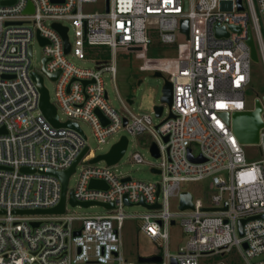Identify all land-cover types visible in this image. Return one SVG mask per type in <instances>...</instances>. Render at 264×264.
<instances>
[{"label": "built area", "instance_id": "2783aa9c", "mask_svg": "<svg viewBox=\"0 0 264 264\" xmlns=\"http://www.w3.org/2000/svg\"><path fill=\"white\" fill-rule=\"evenodd\" d=\"M97 1L0 0V264H135L122 252L126 205L147 209L139 215L138 231L164 243L163 251L152 254L161 256V264H171L172 258L176 264H198L201 256L226 254L234 246L245 264H264V122L256 143L261 158L247 161L242 143L223 117L254 108L245 101L253 62L246 40L250 31L264 69V0H187L186 9L184 0H103L101 10H85L86 4ZM29 6L31 11L26 10ZM183 19L187 33L181 30ZM54 23L66 27V53ZM217 28L223 33L217 35ZM35 41L42 50L39 68L31 60ZM160 44L174 45L178 54L149 56ZM95 45L106 47L109 58L92 68L68 59L69 54L85 58L86 48ZM119 53L132 55L141 62L140 69L159 71L172 84L167 116L158 124L151 126L150 116L132 112L131 98L120 99V110L110 104L103 74L116 77ZM32 72L54 82L55 102L49 101L66 116L58 117L59 122H88L99 143L119 131L125 134L117 141L124 136L127 145V134L150 135L148 149L158 162L148 164L160 181L120 174L118 161L90 163L99 154L89 149L80 126H54L42 113ZM256 99L263 107L262 99ZM84 148L69 178L78 164H85L75 186L66 187L62 213H15L58 205L60 179L38 170L64 171ZM131 159L144 162L136 151ZM24 167L35 171H21ZM92 179L103 181L106 189L90 188ZM191 181H207L213 187L205 200L182 188ZM183 191L192 196L191 209H179ZM70 192L78 202L101 203L106 212L67 215ZM170 197L177 198L176 211L169 210ZM172 220L186 233L184 246L175 254L167 250Z\"/></svg>", "mask_w": 264, "mask_h": 264}, {"label": "rangeland", "instance_id": "374dc122", "mask_svg": "<svg viewBox=\"0 0 264 264\" xmlns=\"http://www.w3.org/2000/svg\"><path fill=\"white\" fill-rule=\"evenodd\" d=\"M85 10L95 11L103 8V0H98L95 3L86 4ZM261 23V21H260ZM262 25V23H261ZM69 40L73 41L72 28L68 31ZM179 41H183L184 37L179 34ZM88 52L85 58L77 59L75 56L69 54L68 59L80 67L92 68L99 60H106L109 58L108 49L102 46H92L86 48ZM178 51L174 45L160 44L154 49H150L149 56L152 57H172L176 56ZM42 56L41 46L38 42L33 43L32 63L36 68H39ZM141 62L133 59L132 55L118 54L116 62L117 73L113 79L109 73L103 74L105 88L108 93L110 104L115 109H122L120 99L126 100L131 98L133 102L129 104V109L134 113L145 114L150 116V125L153 126L161 122L168 113L169 105L161 101L162 86L164 79L161 76H154L152 71L140 69ZM166 76V74H163ZM251 81L248 88L245 90V101L249 108L255 106L256 98L264 96V69L261 60L252 62L250 65ZM140 81V82H139ZM43 84L48 90L49 99L52 103L55 102V85L47 76L43 77ZM162 105L163 113L160 116L155 115L154 106ZM57 115L59 119L65 120V114L58 109ZM261 118L264 122V106L262 107ZM78 125L87 137V145L94 154L105 153L109 150L111 145L116 142L124 131H119L107 137L105 142H97L92 129L88 122L78 120ZM264 131V129H263ZM128 145L125 153L117 162L115 168L120 174L129 175L132 179L141 181H160L161 176L151 171L149 163H157L149 152V143L152 137L148 134L143 136H132L127 134ZM244 156L247 161L258 160L261 158L257 144H242L241 145ZM139 152L144 162L137 163L131 159L133 152ZM85 163L78 164L77 172L72 174L67 183V190L75 186L78 170ZM104 165V162H99ZM182 188L193 193L195 198L205 200L213 189L208 185L207 181H191L182 184ZM168 207L170 211L177 210V198L170 197ZM147 209L142 205H126L123 207L124 214L128 215L122 221L121 238H122V252L124 256L133 261L135 264H161L160 262H139L138 256L152 255L164 250L163 242H154L144 236L138 228L141 224L140 214H143ZM106 209L100 204H92L89 206L71 205L67 203L66 214L73 217L103 214ZM79 219L73 221L75 227L79 226ZM168 241L167 250L170 254L178 252L179 247L184 246L186 242V233L182 231L179 221L168 227ZM159 244L161 246H159ZM198 264H245L240 256L239 249L234 246L226 254H212L201 256L198 259Z\"/></svg>", "mask_w": 264, "mask_h": 264}, {"label": "water", "instance_id": "95a60500", "mask_svg": "<svg viewBox=\"0 0 264 264\" xmlns=\"http://www.w3.org/2000/svg\"><path fill=\"white\" fill-rule=\"evenodd\" d=\"M240 2V0H238ZM187 8V0H184V9ZM28 11H31V7L29 6ZM105 10H108V2L106 1ZM53 27H55L63 36L64 39V51L65 53L69 50V44L67 42V36H66V27H62L57 23L53 24ZM187 27L188 22L187 19L181 20V30L187 33ZM223 28H217L216 34L220 35L223 33ZM247 43L250 47V53L251 58L254 62H257L259 60L257 51L253 42V38L251 35V32H248L247 37ZM41 42L43 43L44 40L41 39ZM45 61V60H43ZM58 73L52 74L51 77L55 78ZM154 76H161V73L159 71H155L153 73ZM31 76L39 90L40 98H39V107L42 111V113L46 116V118L54 125V126H70L74 129L79 130V127L77 123L66 121V122H59L57 111L55 106L49 101V94L47 88L43 84V78L41 75L32 72ZM83 83H87V81H83ZM264 102V96L261 98ZM172 100V84L168 80H164V84L162 86V95H161V101L166 102L169 106L171 104ZM131 102V100H129ZM163 106L157 105L154 106V109L156 111V115L159 116L161 114ZM97 114L102 119V122L105 123V120L101 117L100 113L96 111ZM261 112H262V106L259 101V99L255 100V106L253 110H247V111H234L230 115L228 113H224L223 117L226 121L230 122L231 129L238 139V141L242 144H256L259 140V130L263 126V120L261 118ZM127 145V139L122 136L121 139L114 144L111 145L109 150L103 154H99L95 156L94 158H91L89 160L90 163H95L100 160H104L107 164L111 165L119 161V159L122 157L126 150ZM86 151V148L83 149V151L80 153V155L76 158V160L73 162L70 168L64 170V171H52L50 169H39L38 172L40 173H50L55 176H57L61 181L62 191H61V199L58 205L55 207L49 208V209H33V210H15V213H62L64 211V203H65V191L67 187V181L69 178V175L74 171L75 165L79 161V159L84 155ZM152 153L157 156L158 153L154 146L151 147ZM21 171L25 172H34L35 170L33 168H21ZM90 188H103L106 189V184L103 181L92 179L89 182L88 185ZM69 203L71 205H82V206H89L92 204H100L99 202H78L76 201L70 192L69 197ZM106 207H112L111 204H104ZM149 207H156V205L149 206ZM193 207L192 204V196L189 192L183 191L179 195V209L185 210V209H191ZM225 208V207H224ZM207 210H217L218 208H205ZM1 212V211H0ZM171 223L173 224L174 221L172 220ZM241 224L242 221H239V233L241 234ZM32 225H38V222H32ZM76 233H79L78 231ZM246 247V245H243ZM223 255V254H222ZM137 260L139 262H159L161 261L160 255H151V256H138ZM171 264H176L175 260L171 259Z\"/></svg>", "mask_w": 264, "mask_h": 264}]
</instances>
